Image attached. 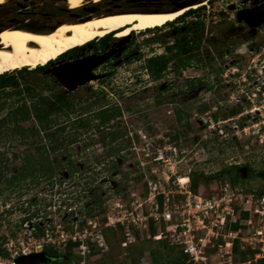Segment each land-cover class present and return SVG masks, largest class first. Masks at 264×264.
I'll return each instance as SVG.
<instances>
[{"label": "rangeland", "instance_id": "374dc122", "mask_svg": "<svg viewBox=\"0 0 264 264\" xmlns=\"http://www.w3.org/2000/svg\"><path fill=\"white\" fill-rule=\"evenodd\" d=\"M161 1L91 0L83 10L84 7L76 5V0H7L0 2V29L9 24H29L36 28L58 25L79 12L98 14L159 7ZM149 47L150 51L142 46L139 57L115 69L109 82L94 81L70 96V100L82 99L74 103V109L82 111L54 117L58 124H69L76 115L86 113L88 123L84 128L70 126L62 134L69 139L78 130L77 142L54 151L60 161L58 166L63 168L65 157L71 155L82 167L89 168L86 175L77 172L67 181L62 176L38 184L30 178L20 182L25 184L22 189L29 190L25 194H34L40 207L48 210L45 227L56 230L57 225H62L69 234L79 226L86 227L83 239L89 246L83 253L74 246L75 257L71 264H152L150 249L155 246L154 241L143 239L141 234L135 244L138 247L131 250L119 244L117 238L121 232L107 241L105 228H102L114 200L120 198L129 206L135 199L144 200L147 181L167 187V176L170 184L177 177L195 176L199 181L193 191L207 196L223 181L235 178L237 168L245 167V181L240 186L264 188V65L227 69L168 68L153 74L146 60L152 52L158 53L159 47L157 44ZM257 55L259 53L252 57L256 56L257 60ZM260 56L264 60L263 50ZM10 74L17 75V86L0 90V169H4L5 175L15 168L20 170L22 160L15 157V153L31 152L36 156L34 146L43 140L41 134L29 136L28 131L14 136L18 126L27 130L35 120L15 123L11 115H7L9 109L14 110L23 100L27 106H32L35 96L31 95L39 93L48 98L52 94L50 87L55 86L50 72L14 69ZM163 81L168 82L166 88L170 90L160 95ZM191 83H198L193 95L187 92ZM27 87L32 88L31 93L16 94L15 91ZM146 87L148 89L144 90ZM176 89L181 93L178 99L173 97ZM105 105L120 108L122 116L113 128L96 129L99 121L94 112ZM21 139L24 141L19 142ZM222 170L225 171L220 176ZM58 172L55 170L54 174L61 173ZM102 180L112 181L119 191H110L108 182L101 185ZM18 188V185L10 188L4 180L0 181V208L5 212L1 213L0 238L16 239L23 231L19 221L27 204L21 202L23 194ZM91 189L99 196L104 194L97 200L98 205L86 210ZM99 229L106 243L103 247L94 241ZM58 235L53 234V245L43 244L38 249L52 246L65 252L68 244L56 239Z\"/></svg>", "mask_w": 264, "mask_h": 264}, {"label": "flooded vegetation", "instance_id": "af4514ba", "mask_svg": "<svg viewBox=\"0 0 264 264\" xmlns=\"http://www.w3.org/2000/svg\"><path fill=\"white\" fill-rule=\"evenodd\" d=\"M90 1H85L81 7H84V4L91 3ZM82 9L84 10L86 7ZM178 10H182V12L174 20H170L162 26L144 30L131 29L126 36H120L118 35V30H113L103 37H98L82 46L69 49L45 65H39L34 69L24 66L15 70L30 69L34 72H50L55 80V86L50 87L52 94L48 98L42 97L49 101L57 97L61 98L64 102L75 103L82 99L70 100V96L81 88L89 87L94 81L109 82L115 69L125 62H130L139 57L142 46H146L147 50L150 51L151 47L149 46L158 45V53L152 52L148 56L146 63L147 67L150 68V62L157 60V63L163 67L161 72L168 68L178 70L188 68L227 69L232 67L256 68L262 66L261 64L264 65V60L260 58L261 51H264V0H162L159 7L144 6L101 14L129 11L171 13L178 12ZM93 14L101 15L100 13L79 12L71 19L77 20ZM51 25L53 24H47L39 28L47 29ZM258 53L259 55L257 56L259 57L256 60V56L252 57V54ZM92 64L94 65L92 66ZM11 71L14 70L0 73V75L10 74ZM1 80L2 77L0 76V82ZM167 84L168 82L163 81L158 94L163 95L170 90V88H166ZM14 85L16 83H12L11 86L0 87V90H5ZM55 88H60V90L57 91ZM147 89L148 87L144 88V90ZM194 89L195 87L189 86L187 92L193 95ZM176 90L173 97L178 99L181 93L178 89ZM38 95L40 94L34 93L35 101H37ZM104 108L112 109L119 113V115L105 123H101L99 118H96L99 121L96 129L113 128L116 120L122 116V110L118 107L105 105L99 110ZM80 111L82 110L75 109L69 111L65 109L64 113L58 112L51 114L50 117L70 116ZM78 117L85 118L86 113L81 112L79 115H76L69 124L63 122L44 128L32 116L31 118L35 120L33 126L27 130L18 126V130L14 131V136H19L21 132L28 131L29 136L41 134L43 139L39 140L34 146L37 151L36 156L31 152L14 154L15 157H19L22 160L19 171H16L15 168L11 174L5 175L4 169H0V181L4 180L10 188L18 185V190L23 194L21 202L27 204V208L19 221L22 229L42 228L48 219L46 216L48 210L40 207L37 203L38 198L34 194H27L29 190L22 189L25 184H21V181L24 182V180L30 178L31 181H35L34 184H38L40 181L50 182L62 176L67 181L74 177L77 172H81L84 175L87 169H89L86 166L82 167L81 162L74 161L71 155L65 157L66 165L62 168L58 166L60 163L58 157L54 156L55 150L77 142L78 136H76V133H78V130L69 139H66L63 135H59L56 140L51 141V136L47 135L48 133H56V130L59 128H64L63 132H65L67 127L73 126L72 123ZM19 122L21 121L19 120L15 123ZM84 126L75 128L82 129ZM105 133L112 134L113 132ZM24 140L21 139L19 142ZM53 146H56V148L54 149ZM55 170L61 173L55 175ZM245 170L238 168V173L242 176L246 175ZM114 171L115 167H113L111 172L112 175ZM104 178L106 180V177ZM105 180H102L101 185H105L108 182L107 188L110 191L115 193L119 191L115 183L110 182V180L105 182ZM25 192L27 193L25 194ZM101 194L103 195L104 192ZM89 195L88 197L91 200L87 202L86 210L98 205L97 200L100 198L99 194H96L93 189L89 191ZM1 213H5L2 208H0V221L2 217Z\"/></svg>", "mask_w": 264, "mask_h": 264}, {"label": "built area", "instance_id": "2783aa9c", "mask_svg": "<svg viewBox=\"0 0 264 264\" xmlns=\"http://www.w3.org/2000/svg\"><path fill=\"white\" fill-rule=\"evenodd\" d=\"M169 179L167 176V187L147 181V196L143 201L133 200L130 206L120 198L114 200L102 228L122 226L125 239L121 245L127 246L136 239L132 228L148 230L153 222L158 226L153 238H165L178 246L193 264H264V193L223 181L212 194L203 196L192 190L189 176L177 177L172 184ZM242 213L246 216L242 217ZM233 224L238 227L232 229ZM85 229L79 226L70 234L62 225H57L56 230L43 226L40 234L37 229H22L20 237L6 238L8 255L0 256V264H15L19 256L43 251L38 247L53 245L55 233H59L56 239L64 245L78 241L83 253L89 246L83 239ZM95 237L99 246H106L100 229ZM235 241L241 250L253 254L244 260L236 259Z\"/></svg>", "mask_w": 264, "mask_h": 264}, {"label": "bare ground", "instance_id": "6f19581e", "mask_svg": "<svg viewBox=\"0 0 264 264\" xmlns=\"http://www.w3.org/2000/svg\"><path fill=\"white\" fill-rule=\"evenodd\" d=\"M84 1L76 0V5L82 6ZM181 12L182 10L171 13L129 11L93 14L82 21H63L50 31L25 24H9L0 29V73L24 66L34 69L45 65L69 49L103 37L113 30H118L120 36H126L131 29L144 30L162 26L174 20Z\"/></svg>", "mask_w": 264, "mask_h": 264}, {"label": "trees", "instance_id": "16d2710c", "mask_svg": "<svg viewBox=\"0 0 264 264\" xmlns=\"http://www.w3.org/2000/svg\"><path fill=\"white\" fill-rule=\"evenodd\" d=\"M150 68H151V73H160L163 70V67L157 63V60H152L150 62ZM2 77V80L0 82V87H6V86H11L12 83H18L17 82V75L15 74H2L0 75ZM199 83L200 80H199ZM198 84V83H197ZM194 83H191V87H195ZM23 91H26L28 93H31V88L27 87L26 89L18 90L15 91L17 95H21ZM34 96V95H31ZM23 99V98H22ZM32 106H27L25 103V100H23V103L21 105H17L14 110L13 108L9 109L7 115H11L12 121L17 122V121H24L28 120L32 116L35 117L36 121L43 125L44 128L49 127L50 125H55L57 123V119L50 117L51 114H56V113H64L65 109H68L69 111L75 110L74 109V102H64L61 98L55 97L54 100H46L42 96L38 95L37 101L32 100ZM14 113V114H13ZM239 113V112H237ZM18 114V116H17ZM119 113L115 112L112 109L109 108H104L101 109L97 112L94 113V116L96 118H99L101 123H105L110 121L111 119H114L116 116H118ZM63 123V122H61ZM88 121L86 118H77L72 124L74 127L79 128L81 126L87 125ZM64 128H59L56 130V133H48L47 135L51 136L50 140L54 141L58 138L59 135H62ZM55 149L56 146H53ZM238 169V168H237ZM225 170H222L219 175L221 176L224 174ZM198 177L192 176L190 178L191 182V188L192 190H196L198 187ZM230 183L233 185H241L242 182L245 180L242 178V176L238 173L236 174V177L232 178L230 177ZM245 190H250L249 188H244ZM259 192L264 193V188H259ZM242 217L246 216V213L241 214ZM0 227H1V222H0ZM232 229H236L238 227V224H233ZM158 226H156L153 222L150 223L148 230L141 231L139 229L132 228V231L136 237L134 242L129 243L125 248L128 249H136L135 244L137 243L139 236L142 234L144 237L143 239H148L149 241L152 240L155 243V246L150 249V254L152 258V264H193L188 256L184 254L178 246H175L173 244H170V242L165 239H154L153 235L157 232ZM123 227L122 226H117L116 228L112 227H107L104 229V234L107 239V241H110L114 238L115 234L117 232H121V236H119L118 242L121 245V242L125 239V235L123 234ZM38 234L42 233V228H37ZM147 233L150 234V236H147ZM6 241V237L3 236L0 238V256L1 257H6L8 255V252L6 248L4 247V243ZM79 242H73L70 241L68 243V247L65 249V252H61L56 248H53L52 246H45L43 248V251L49 255L50 257L53 258V260L50 263L47 264H71L73 258L75 257L72 248L74 246H78ZM233 252L235 253V258L244 260L250 257L253 253L250 250H241L238 241L234 242L233 245ZM140 253H142V247L140 250Z\"/></svg>", "mask_w": 264, "mask_h": 264}, {"label": "water", "instance_id": "95a60500", "mask_svg": "<svg viewBox=\"0 0 264 264\" xmlns=\"http://www.w3.org/2000/svg\"><path fill=\"white\" fill-rule=\"evenodd\" d=\"M86 19H88V16L84 17V18H79V20H81V21L86 20ZM25 25L31 26L29 24H25ZM52 29H53V27H50V28H47L46 31H50ZM100 62H97V63H100ZM93 65L94 64H92V66ZM73 87H71V88H73ZM243 169H246V168L244 167ZM242 177L245 178L244 175ZM52 260H53L52 257L47 255L44 251H40V252H35V253L28 254V255H22V256L17 257L15 260V264H47V263H50Z\"/></svg>", "mask_w": 264, "mask_h": 264}]
</instances>
